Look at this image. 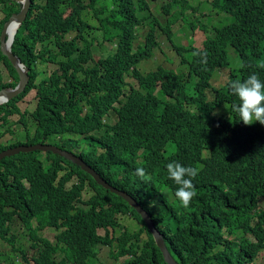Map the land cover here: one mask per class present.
Listing matches in <instances>:
<instances>
[{
    "label": "trees",
    "instance_id": "1",
    "mask_svg": "<svg viewBox=\"0 0 264 264\" xmlns=\"http://www.w3.org/2000/svg\"><path fill=\"white\" fill-rule=\"evenodd\" d=\"M20 8L15 0H0V33ZM146 10V0H31L11 47L29 81L0 105V137L14 135L20 125L25 140L0 142V151L48 143L79 156L149 213L178 264H258L264 251V125L239 120L232 110L239 100L228 84L254 73L264 82L258 66L264 62V0H201L194 6L170 0L160 7L168 15L165 25L149 20ZM186 10L192 12L184 18L188 44L180 45L170 24ZM219 14L217 25L208 22ZM145 25L144 42L133 51L135 30ZM157 25L186 74L161 64L140 69L158 46ZM92 28L115 42L102 57L93 55ZM198 50L207 54L206 63L193 55ZM0 62L11 77L0 89L15 87L17 72L1 51ZM222 68L229 71L227 82L214 88L211 79ZM32 92L33 132L26 127L27 109L19 107L31 102L25 97ZM111 112L116 119L105 121ZM173 161L199 169L188 208L168 176ZM137 168L145 169L143 178ZM87 188L90 195L83 198ZM120 217L132 218L138 229L132 232ZM15 221L25 228L23 241L11 232ZM46 227L56 231V241L39 233ZM2 241L9 248L0 247V264H94L98 245L109 246L113 258L126 257L122 264H166L135 208L51 151L0 160Z\"/></svg>",
    "mask_w": 264,
    "mask_h": 264
},
{
    "label": "rangeland",
    "instance_id": "2",
    "mask_svg": "<svg viewBox=\"0 0 264 264\" xmlns=\"http://www.w3.org/2000/svg\"><path fill=\"white\" fill-rule=\"evenodd\" d=\"M170 0H146L147 3V7L148 10H146V13H150V17L149 20L153 18V16L159 21V23H161L162 25L166 24V19H167V14H164L162 12V10H160V7L166 3L169 2ZM199 1L201 0H188L189 4L194 6L196 5ZM192 12L190 10H186L184 12L183 18L179 17L178 19H176L173 23L170 24V28H171V32L174 38L178 39L176 40V43L180 44V45H187L188 42L186 41V33L188 32V27L186 25V21L184 20V18H191ZM224 16V14H219L217 16H212L208 19V22H211L213 25H217L218 21L220 19H222ZM3 17V13L0 11V19ZM148 20H144L143 22H146ZM93 30H90L89 32V37L97 36V39L93 42V55L95 56H99L102 57L105 54H107L109 51H111L112 49H114V44L115 42H108V41H104L101 37H102V31L101 30H96V28H92ZM148 26L145 25L143 27L137 28L135 30V38H133V51L136 50V47H138L140 44H143L144 42V36L146 34V31H148ZM213 32V29L211 30ZM211 32V33H212ZM197 36V35H195ZM156 40L158 41V46L154 48L153 50V55L151 57H149L146 60H143L140 65V69L146 73L149 70H151L152 68H155L157 65L161 64L165 67H171L172 69H174L176 72H182L183 74H186L187 69L184 66V64L181 62V56L176 54L173 46H172V40L168 39V37L163 34L160 30H159V26H156ZM195 40L197 41V43L200 42V44L197 45H201V41L202 39L199 37H196ZM196 44V42H195ZM109 48V49H108ZM231 48H229V53L231 54ZM169 57V58H168ZM168 59H170V62L168 61ZM239 62V61H238ZM49 70H51L54 65H48ZM232 67V66H231ZM233 68V67H232ZM228 69L227 68H222L219 69L216 74L214 75V80L211 79V83H213V87L217 88L220 87L221 85L225 84L227 82V78H228ZM127 82L133 85H136V80L132 77H126ZM11 80V77L8 73V69H6V67L0 62V83L1 82H9ZM33 92L28 94L25 99L28 101H31L32 97H33ZM33 105H34V100L29 102V103H19V107L21 110H23L24 108L27 109L28 114L26 116V124H27V128L29 131L33 132L34 131V127H35V123L34 120L32 119V117L30 116V112L33 110ZM117 105V104H116ZM110 117V118H109ZM109 117L105 118V121L108 122H113L116 117L114 116V113L111 112V114L109 115ZM22 126L17 125L14 129L15 134L14 135H9L6 134L2 137H0V142L5 143L7 142V139H10L12 142H14L16 140V138L19 137V139L21 141H24V130L21 129ZM79 138V137H78ZM90 195V191L89 189H85L83 192V198H86L87 196ZM119 221L122 225H125V227H127L128 225L133 226L132 232L137 230V226L136 224H134V220L132 218H123L120 217ZM12 230L11 232L14 233L15 235H17L18 239L20 241H23L24 239H26L25 237H27L26 235V231L25 228L23 227V225L18 222L15 221L12 226H11ZM41 235L49 238L52 241H56L55 239V234L56 231L53 228H49L46 227L42 230H40L39 232ZM16 243L18 244L19 241H16ZM29 244V242L27 243V245ZM0 247L2 248V250L8 249L9 246L5 241H2V244L0 243ZM113 250V249H111ZM97 255L96 257L93 259L94 260V264H100L101 262L103 264H122L124 260H126V257H121V258H113L112 254L110 253V247L109 246H97ZM59 256V255H58ZM258 264H264V251H262L259 254V258H258Z\"/></svg>",
    "mask_w": 264,
    "mask_h": 264
},
{
    "label": "water",
    "instance_id": "3",
    "mask_svg": "<svg viewBox=\"0 0 264 264\" xmlns=\"http://www.w3.org/2000/svg\"><path fill=\"white\" fill-rule=\"evenodd\" d=\"M15 1L21 4V8L19 12L13 13L2 27L0 33V51L4 56L7 57L13 68L16 70L18 75V82L15 87H4L0 89V105L6 103L10 99L16 97L18 94L23 92L29 81L28 68L25 67V65L21 62L18 56L12 52L11 47L17 29L25 20L26 15L29 11V8L31 6V0H15ZM12 23H14V29L11 32V34H9L8 27ZM35 150H40L42 152L51 151L54 154L63 156L64 158L80 166L82 170L90 174L93 177V179L96 181V183L102 185L103 187L109 189L110 191L116 193L117 195L125 199L129 205H131L133 208L136 209V211L140 214V216L144 220L145 224L147 225L148 229L150 230L154 238L155 244L160 249L166 264H178L170 254L169 250L167 249L163 236L160 233V231L157 229L155 224L153 223V220L151 219L149 213L133 197H131L125 191L113 187L105 179H103L92 167L87 165L79 156L75 155L74 153L61 149L60 147L52 144L36 143L32 145H16L13 147L6 148L0 151V160L4 157L18 154L19 152H30Z\"/></svg>",
    "mask_w": 264,
    "mask_h": 264
},
{
    "label": "clouds",
    "instance_id": "4",
    "mask_svg": "<svg viewBox=\"0 0 264 264\" xmlns=\"http://www.w3.org/2000/svg\"><path fill=\"white\" fill-rule=\"evenodd\" d=\"M194 56H201V63H206V53L199 50L193 53ZM264 68V62L258 64ZM232 95L239 100L238 104L232 105V110L239 116V120L246 126L255 122L264 125V82L257 74H251L247 79L233 80L228 84ZM169 179L178 186L175 196L184 208H188L193 198L197 195L193 180L199 173L196 167L182 166L178 162H170L167 165ZM136 175L143 178L146 175L144 168H137Z\"/></svg>",
    "mask_w": 264,
    "mask_h": 264
},
{
    "label": "bare ground",
    "instance_id": "5",
    "mask_svg": "<svg viewBox=\"0 0 264 264\" xmlns=\"http://www.w3.org/2000/svg\"><path fill=\"white\" fill-rule=\"evenodd\" d=\"M14 29V23H12L9 27H8V32L9 34H11V32L13 31Z\"/></svg>",
    "mask_w": 264,
    "mask_h": 264
}]
</instances>
